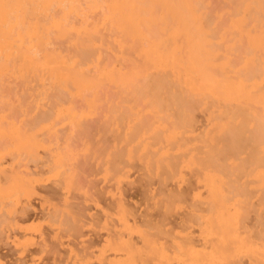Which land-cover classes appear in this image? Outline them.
<instances>
[{
  "label": "rangeland",
  "instance_id": "rangeland-1",
  "mask_svg": "<svg viewBox=\"0 0 264 264\" xmlns=\"http://www.w3.org/2000/svg\"><path fill=\"white\" fill-rule=\"evenodd\" d=\"M227 1H229V0H227ZM234 1L235 0H233V2ZM208 2H210V3L208 4ZM57 3H59V1ZM106 3H107V0H106V2H105V0H79L78 4H79L80 13L78 11H71L74 14L71 13L72 15H69L68 19H70V20H67V22L70 21V23L72 24V22L75 21L74 23L76 25V22L78 21L77 25L78 26L80 25L79 28H81V24H82V26H84V24L88 25V26H86V28H88L87 29L88 34H87V32L86 33L84 32L85 29L84 30L82 29V32H83L82 34L80 31L75 32L77 34V36L75 33H71V35L68 34L69 35V36H67L68 38L66 37L68 40L66 39L67 42H65L64 41L65 36L63 37L64 40L61 39L62 37L59 34H58L59 36H57V32L55 30L56 28L52 27L53 31L50 30V33H49L51 39L48 38L49 35L47 34L48 36H46V37L48 38L49 42L48 41L45 42V44L47 42L50 43L49 45H47L48 48H50L49 49L50 51L48 50L47 46L45 45V48H47V50H48V51H46L47 53L51 52V50L54 51V49L57 52V49H59L61 47L59 49V51L61 50L60 52H62V53L64 52L63 54L66 55L68 57V59L69 58L71 59L73 57L71 60L75 61V62L76 61L79 62L80 60L85 59L84 67H81V68L86 69L84 71L87 72V74H90V76L92 75L96 79H98V77H99L98 81H96V79H94L93 77L92 78L97 82V84H100L101 87L99 85H97L95 88V86H94L93 87L94 89L93 88L89 89V90L93 89L92 93H91V91L89 92L87 90V93L88 92L89 93L85 94V96H84L85 99L88 96L90 101H89L88 97H87L88 100H85L84 97L82 96L84 93L81 95L79 92H77L78 89H76V88H73V90L71 89V87H76V86H70V89H68V90H66V89L64 90L63 88H62L63 90L62 89L60 90L61 87H59V85H57L58 86L57 87L56 86L57 83L53 84V82H51L52 81L51 79H50L51 81L48 80L49 75H48V77H46L47 78L46 80L43 78V77H45L44 76L45 73L42 75L43 76L42 78L45 81V83H44L42 78L40 79V77H41L40 75L42 74V72H44V70H42V69L38 72L39 76L37 74L35 76L33 73L35 68L32 71V69H31L32 67H30L29 71H32L33 75H30V73L28 72L30 77L28 75H26V77H25V74H27V73H25L26 71L24 70V71H22V73L20 71L22 70L21 67L24 66V64H26L25 60L28 61L27 60L28 56H27V58L25 56L27 54L24 55L25 56L24 61L22 59L24 56L22 57V55H21L22 62L20 60L19 64L21 63L22 66H21V64L18 66V61H16V60H18L19 58L14 60V57H13L14 54H13V56H11V57L14 61L17 62L18 68L16 66V70H14L15 69L14 68L13 73H11L12 71L11 70L9 71V69H7L6 71H3L5 73V75L7 74L6 76L2 73L0 74V83H1L0 84V125H2L0 128L1 129H5L6 127L8 128V129L6 128L7 132H6V130H3V132L5 131L6 133H8L7 135L2 134V132L0 131L1 132L0 133V137H1L0 138L1 139L0 140V156H2V157H0V168H2V170L0 169V171H1L0 172V183H2V184L4 183L5 187H4V184L3 185L1 184L0 186L1 187L3 186L5 189L13 190L14 188H12V186L15 187L16 185H18L20 183L22 184V181L21 182H20V180L18 181V179L15 177L19 178V176H20V178H21V176L23 175L26 178L30 174L29 175L30 180L27 177L26 180L28 182L26 183L23 181L25 183V184H23L24 187L21 185L22 190L24 189V191L26 192L25 193L23 191L25 194L20 192V193H22L23 196H20V193H19L20 197L18 195L12 196L10 193L12 191H10V192L8 191V193H10L11 196L10 195L9 196L3 195L4 196V197L2 196L3 198L0 196L1 197L0 200L3 199L2 201H0V264H110V261L112 263L114 262L113 264H197V261L199 260L197 258L198 256H200L199 258H202V257L205 258L206 257V259H208V257L212 256L211 253H213V252L215 253V251H213V250H216L214 248H216V245H219L220 242H219V240H216L215 237L210 238L211 236L216 235V234H213V235L209 234L211 236H209V238H207L208 237L207 236L208 230H206V229H208L207 228L208 227L207 222L209 219H212V218H215L214 220H216V221L218 219L220 220L222 218V215L224 214V212H226V214H227V215L226 214L224 215V216H226L225 217L226 221H227V217L230 220V223L228 220V224H230V225H228L229 226L228 232L231 233V235L228 233L226 235L227 241L229 240L227 242V244L229 242L230 243H229V246L227 245L228 246V257H226L227 261L224 264H227V263L228 264H264V249H263L264 248V179L262 178V177H264L262 174V170L264 169L263 168L264 167V164H263V161H264V157H263L264 156V153H263L264 152V147H263L264 146V141H263L264 140V133H263L264 132V110L263 109L264 108L263 109L261 107L258 108V104H260L258 102L254 103V105H252V104L250 105L249 103L245 104L246 101L244 102V100H241V99H243V98H241V95H240L241 99L239 101L240 103L237 102L239 100V98H237L239 96V94H237V93L238 92L240 93V91H241L240 85H239L241 80L239 81L240 77H238L237 75L245 76L248 73V68H247V66L249 64L248 62H250V60L248 59V62L244 63V61H247V60H245L247 58L245 55L250 54V55L255 56L254 60H256V61H255V63L253 62L254 64L253 63L252 64L253 65L257 64L256 66L259 67V69H261V71L264 67L261 68L262 64H260V65L258 64V63L262 62L261 60L259 62L257 61V60H259V58L262 57V56L260 57L261 53L259 54V52H260L259 51L260 48L258 49L259 46L257 47V51H258V55H259L258 56V55H255L257 53L255 51L256 48L255 47L251 48L250 46H248V44H249L247 42L248 40L246 38H244V36L242 38L239 35V33L237 32L236 27L231 25L232 21H236L234 19L232 20V17H230L231 11H232V13H234L233 12L234 9L231 10L233 3L228 2V4H227V2H225L223 0L222 1L221 0H208L207 2L203 3V5L205 4L204 6L207 5L206 7H204V9L206 10V12H208V14L211 15V18L213 19L212 26L216 27L217 25H219L220 23L223 22L225 24V27H227V28L229 27L228 31H226L227 29H224L223 26H221L220 29L217 27L216 38H214V41L213 40L212 41L215 44L214 47L216 49L220 50V51L218 50L219 53H217V52L216 53L220 54V52H221L222 57L221 56L219 57V55H218L217 58L222 59V60H224V59L226 60L228 58L226 60L227 62L225 61V63H227V64L229 63L228 60L232 61V66L230 63H229L230 65L228 64V66H231V68H229V67L226 68V66H224L225 63H223L224 68L226 70L227 69L229 70V71L225 70L226 72L225 71H223V72H225V73L229 72L228 75L230 76L231 79H233L231 81L233 86L230 83L229 84L231 86L228 85V87H229L228 90H230V91L226 90L227 92H229V93H227L229 95L231 92L230 96H226L225 95L226 91L223 92L220 88H218V89L220 91H222V93H224V94L223 95H222V93L219 94L220 92L217 93L218 90L217 89L214 90V88H212L211 86L210 87L213 89V91H211V92L215 95H213L210 92V90H209V92L211 94L210 93L208 94L205 91L204 92L207 93V95L204 94V92L202 94L203 89H205V90L207 89V91H208V89H210V87L208 85H206L208 88H206V86L203 87V85L206 82L200 86V88L202 87L201 88L202 90L200 88H197L196 89L197 92H196L195 90H193V88H190L191 86L186 85L185 82H182L181 79L180 80L182 83H179L178 81H176V78H173V76L171 75L173 71L172 70H171L172 72L170 71L171 68L169 69V66L168 67L166 66L167 70H165V72H166L169 69L168 73L163 74L162 71H160L161 70L160 68H162V66L158 65L159 66L158 67L156 65L154 68V66H153L154 64L151 65V67H153V69L152 68L151 69L154 72H156L158 69H159V71L156 72L157 74L156 73L154 74V72H153L151 78H147L148 81L145 80V77L142 79H138L140 82H137V83H139V84L141 83V84H140V87H139V84L135 87L133 86L134 90H136L135 91L136 93H134V94L130 92L131 86H129V84H127V82H124V85H123V82L121 83L120 80L119 81L116 80L117 84H118L117 85L116 83H113V84L110 83L111 82L110 80L107 81L106 76H103V72L105 70L111 71L114 69L116 76H118L117 72H118V74L121 72L120 75L124 74V73H126L124 75H127L128 73L134 74L135 71H139L140 68L146 67V66L142 65L145 63V60L142 57L143 55H139V54L135 55V49H133V48H132L133 49V53H132V49H131L132 45H130L131 46V47H129L130 49L128 47L126 49V47L120 48L121 47L120 44L119 43H118L119 45L117 44L116 40L119 38L118 36H121L120 35L121 32L118 34L119 30L114 31V30H112L113 27L110 28L111 25L109 26V24L108 25L106 24V23H110L108 21V19H107V22L105 20L106 15H107L106 12L108 11V10H106L107 9ZM234 3H236V1ZM53 5H55V4H53ZM56 6H53L54 9H52L53 7L49 8V9H48V7L46 8L47 10L52 9L53 10V11L51 10L52 13H54V11L56 10L54 13V16H52V13L49 14L51 11H49V13L47 12L49 14L48 19H51V22L47 18H45L46 21L48 20L50 23H53L55 21V18H56L55 15H57L59 17V14H60V17H62L61 12L63 9H60V12H59V8L58 7L56 8ZM58 6H59V4H58ZM63 6H65V5H63ZM61 8H63V7H61ZM95 8H96V10H95ZM57 9H58V11H57ZM226 9H227V11H226ZM44 10H45V7H44ZM47 10H45V11H47ZM64 10H65V7H64ZM64 10H63V14L67 13L66 10L65 11ZM218 10H219V13H218ZM41 12H40V16H42L44 14V12H43V14ZM76 12H78V14H76ZM47 13L45 12V14H47ZM56 13H58V14H56ZM241 13H242V11H241ZM50 15L54 18L53 22H52L53 18H51ZM66 15H68V13ZM217 15L220 17H218ZM242 15H243V13L240 16H242ZM235 16H239V14L234 15V18H235ZM29 17L30 16H28V18ZM58 17L56 18L57 19L56 25L54 27H57L58 23L61 22V20L58 22V19H62V18H58ZM45 19H44V21H45ZM66 19H67V17H66ZM27 21H28V19L26 20V22ZM64 21H62V22H64ZM227 21H228V23H227ZM49 22H47V25H48L47 28L49 27V25H51V24H48ZM87 22H89V23L87 24ZM216 23H217V25H216ZM54 24H55V22H54ZM51 26H53V24ZM89 27L93 31L97 28H99V29L95 30L97 32H95V31L89 32V31H91L89 29ZM105 27L108 29H106ZM219 27H220V25H219ZM222 28L224 29L223 30L224 32L226 31L225 33H227V36L230 35L228 37V39L225 38L226 35H224L225 37L223 39H225V41L222 39L223 36L220 37L221 35H223V32H221ZM230 30H232V31H230ZM57 31H59V33H61L60 30H57ZM111 31H112V33H111ZM48 32H44V33H48ZM108 32L110 33V35ZM228 32H230V33H228ZM54 33L56 36L54 35ZM89 33H92V34H89ZM99 33H102L103 35L100 36ZM27 34H29V32H27ZM78 34H80V35H78ZM253 34H255V30L252 31V35ZM43 35L44 34L42 32V36ZM52 35H54L57 38H53L54 36H52ZM61 35H62V33H61ZM72 35H74V37ZM93 35H95V36H93ZM105 35H107V36H105ZM22 36H24V34H22ZM25 36L23 38H25ZM166 36H168V35H166ZM231 36H233V37L231 38ZM27 37H28V39L30 38V36H28V35H27ZM46 37H45V39H47ZM238 37H241L242 40L239 39ZM123 38H125V37H122V39ZM236 38L239 40H237ZM255 38H256V36H255ZM122 39H120V40H122ZM165 39H166V37H165ZM216 39H219L220 42ZM232 39H234V40H232ZM235 39L237 42L238 41L244 42V40H245L248 43V44L247 43L244 44L242 42V44L244 46L240 43L242 45L241 46L239 44V42H238V44L236 43L239 46V48H237V47H235V48L238 51H241L240 48L243 47V49L241 48L243 50V53L242 52L240 53L237 50H234V52L235 51H237V52H235V53L233 52L234 46H237L234 43ZM69 40H71L73 42L76 41L75 44L78 43L77 46L73 42H70ZM79 40H80V44L78 42ZM215 40H216V43H215ZM19 41H21V40H19ZM30 41H31V43H33V39H31ZM30 41H29V43L26 41L27 44H30ZM92 41H93V44H92ZM112 41H113V43H111ZM128 41L127 42L125 41L123 43L129 44L130 41L129 42ZM131 41L133 42V40H131ZM223 41H224V43H222ZM16 42H17V40H16ZM21 42L23 43V41H21ZM58 42H60V43H58ZM118 42H119V40H118ZM134 42H137V41L134 40ZM167 42L169 43V45L171 44L169 42V40H167ZM13 43H15V42H12L10 45H12ZM24 43H25V41H24ZM71 43H73V44H71ZM225 43H226V45L228 44V47L224 46ZM231 43L234 45L232 46ZM126 44H125V46H126ZM137 44H138V42H137ZM14 45H17V43ZM14 45H13V47H14ZM30 45H28V47L25 46L26 49H29ZM35 45H36V43H35ZM43 45L44 44H40V46H38V47L39 48L42 47L41 49H43L45 51V49L43 48L44 47ZM50 45H52V47L56 46L57 48L56 47L52 48ZM63 45H65L66 48ZM217 45L220 47H218ZM263 45L264 44L260 45V47ZM22 46L24 47V45H22ZM80 46H81V48H80ZM91 46H93V47L91 48ZM171 46H172V44H171ZM221 46H222V48H221ZM32 47L34 50V46H32ZM63 47L65 48V50H62V49H64ZM9 48H6L5 50H8ZM12 48H11V50H12ZM93 48H94V50H93ZM231 48H233V49H231ZM253 48H255L254 51L256 53L253 51ZM21 49L22 48H20V51H22ZM41 49L38 50V52L41 51ZM72 49H74V50H72ZM83 49L84 50L87 49L85 51L88 53V54L86 53L87 56H84L85 58L82 57V59L77 60V58H81L80 56L82 55V53H84ZM91 49H92V51H91ZM122 49H124V50H122ZM250 49H251V51H250ZM24 50L25 49H23V52H24ZM43 50L40 53L44 54ZM263 50H262V52H263ZM93 51H95L96 53ZM10 52H12V51H10ZM14 52H15V50L13 51V53ZM23 52H22V54H23ZM28 52L31 53L33 51L29 50ZM6 53H7V51H6ZM62 53L57 52V54H60V55H62ZM77 53H79V54L77 55ZM237 53H239V55ZM230 54H231V57H226V56H230ZM242 54H244V55H242ZM11 55H12V53H11ZM37 55H42V54L37 53ZM250 55H249V57H250ZM15 56H16V54H15ZM69 56H72V57H69ZM140 56L142 59L140 58ZM240 56H241V58H240ZM19 57H20V55H19ZM38 57H40V56H38ZM75 57H77L76 60H74ZM89 58L91 59V61H89L90 60ZM99 58H100V60H99ZM240 59H241V61H240ZM250 59H252V58H250ZM9 60H10L9 62L12 64V62H11L12 60L11 59H9ZM72 61H70V62H72ZM80 62H81V65L83 66L84 61L83 62L80 61ZM136 62H139V63L136 64ZM142 62H144V63H142ZM222 62H220V63H222ZM10 63H8V66L10 65ZM79 63H77V64H79ZM88 63H89V65H88ZM99 63H101V64H99ZM105 63H107V64H105ZM235 64H238V65H235ZM252 64H250V66H252ZM10 66H13V65H10ZM109 66H110V69L108 70ZM139 66H140V68L138 70ZM26 67H28V66H26ZM95 67H96V69H95ZM148 67H150V66H148ZM220 67L223 68L222 65H220L219 68ZM22 68L25 69L24 67H22ZM99 68H101V69H99ZM219 68L216 71H219V70L222 71V69L221 68L219 69ZM97 69H99L100 71L99 70L97 71ZM132 69H136V70H132ZM231 69H232V71H231ZM144 70H146V68ZM17 71L22 75L20 76V74L17 73ZM146 71H148V69ZM146 71H145V73H146ZM151 71H150V73H151ZM221 71H219V72H220V74L223 75V72H221ZM100 72H101V75H99ZM140 72L141 71H139V73ZM159 72L162 75H164V77H161L162 75L159 74ZM262 72H264V69ZM262 72H261V74L258 72V75H260V77L256 79V80L261 79L260 82L258 81L259 83L256 82V83H258L257 84L258 87L259 86L260 87H259V89L256 87L258 89L257 92H256L257 89L255 91L253 90L256 93H259L260 89H262L261 93H259V94H262V92L264 94V82H263L264 81V79H263L264 75ZM15 73H17V74H15ZM46 74H48V73L46 72ZM3 75L5 76V78ZM165 75L166 76L169 75L168 78L165 77ZM8 76H10V77L8 78ZM19 76H20V78H19ZM22 76L25 78L21 79ZM31 76H34V77H31ZM100 76L105 77L104 80L106 79L105 80L106 82H104V80L101 79V81H103V82H101L103 85L101 83H98L100 81V78H102ZM223 76H225V75H223ZM223 76H221V78L223 80H225L224 79L225 77L223 78ZM36 77H38V78H36ZM135 77L136 78L134 79V81L135 80L137 81V76H135ZM156 77H158V78H156ZM169 77H170V79H169ZM27 78H29V79H27ZM164 78H166V79L164 80ZM235 79L237 81H235ZM1 80H2V82H1ZM19 80H21V81H19ZM162 80H164L163 81L164 84L162 83L163 86L157 85L158 86L157 87L155 85L156 81H162ZM228 80L230 81L229 78H228ZM3 81H5V82H3ZM41 81H43V82H41ZM48 81L50 82V84L47 83ZM146 81H147V83H146ZM151 82H152V84H151ZM177 82H178V84H176ZM4 83H5V85H4ZM234 84H235V86H234ZM48 85L51 87H49ZM127 85H128V87H127ZM170 85H172V86H170ZM238 85H239V88L237 87ZM121 86H122V88H121ZM142 86H143V88H142ZM151 86H153V87L151 88ZM187 86L189 88H187ZM55 87L57 88V90ZM68 87L69 86H67V88ZM124 87H125V89H124ZM156 87H157V89H156ZM235 87H236L235 90H237L236 92L234 90ZM64 88H65V86H64ZM222 88H225V87L223 86ZM74 89H75V91H74ZM95 89L98 90V91H96L97 95L94 93ZM189 89L190 90L192 89L193 92L190 91ZM199 89H200V91L198 92ZM225 89H227V88H225ZM239 89H240V91H238ZM123 90H126V91H123ZM142 90H144V91L142 92ZM232 90H234V91H232ZM128 91L131 94H129V95L126 94V93H128ZM62 92H64V93H62ZM146 92H147V95H146ZM200 92H201V95H203V96L206 95L205 100H204L203 96L198 95V94H200ZM152 93L156 94V95L154 94V99H153ZM193 93L197 94V95H194ZM234 93L237 97H234L235 95L233 96ZM93 94H95V95H93ZM101 94H102V97H101ZM132 94L134 95V98L135 97L137 98L138 103L136 102V98L135 99L133 98ZM150 94L152 95V98L150 97L151 96ZM216 94H217V98L215 97ZM130 95L132 97H130ZM192 95H194V96H192ZM258 95H256L257 100H258V97H257ZM178 96H179L178 100H180L179 102L175 100V98H177ZM96 97H97V99H96ZM168 97H170V98H168ZM222 97L224 99H222ZM233 97L236 100L234 99L230 102V100L233 99ZM93 98L96 99V101ZM128 98L130 100V103H129ZM167 98L170 101H168ZM225 98H228V99L231 98V99L230 100L227 99L228 100L227 101V100H225ZM63 99H65L66 101ZM71 99H72V101H71ZM102 99H103V101H102ZM151 99H153V100H151ZM165 99L168 102H166ZM183 99L186 101L183 102ZM173 100H175L176 103ZM91 101H92L93 105L91 104ZM157 101L166 102V103H164L165 106H163V108L166 107V108H164L165 112H163V110L160 109V107H157L156 104L159 103V102L157 103ZM241 101L244 103H241ZM96 102H97V104H96ZM169 102H170V104H168ZM59 103L61 106L59 105ZM85 103H87V104H85ZM172 103H175V104H172ZM184 103H185V105H184ZM186 103H188V104L186 105ZM64 104L65 105L67 104V105L65 106ZM71 104L73 106H71ZM130 104H132V105H130ZM247 104H249V105L247 106ZM97 105H99V106H97ZM137 105L139 106L140 109L138 108ZM154 105H156V106H154ZM134 106H136V107H134ZM57 107L59 110L57 109ZM67 107L68 108L71 107V109L73 107L74 109H76L75 112L77 111L78 119L79 120L81 119L82 124L79 123L80 121L77 118H74V119H77L78 121L77 120L73 121V118H71L72 119L71 120L69 116L67 117V114H65L67 111L65 108H67ZM131 107L133 110V111L132 110L131 111L133 113L135 112L134 114L130 111ZM155 107H157V108H155ZM60 108H61V110H60ZM92 108L93 109L95 108V110H93ZM133 108H135V111ZM228 108H230L231 110L233 109L232 110L233 114ZM159 109L161 111H159ZM185 109H187L186 111H188L187 114H186V111H184ZM236 109H237V111H236ZM60 111H62V112L60 113ZM136 111L138 112V114ZM153 111H155V112H153ZM141 112H142V114H140ZM157 112H158V114H157ZM163 114H164V116H163ZM241 114L243 115L242 117H240ZM229 115H230V117H228ZM237 115L239 117H237ZM109 117H111V118H109ZM6 118H8V119H6ZM2 119H3V123L1 121ZM43 119L45 121H43ZM137 119H138V121H137ZM241 119H242V121H241ZM227 120H229V121H227ZM243 120H244V122H243ZM252 120H253V122H251ZM9 121L11 124L8 123ZM5 122L8 125L5 124ZM13 122H14V124H13ZM32 122L36 126L33 125ZM232 122H234V123H232ZM237 122H239V123H237ZM259 122H260V124H259ZM138 123H139V125H138ZM144 123H146V124L144 125ZM161 123H163V124H161ZM229 123H231V124H229ZM241 123L244 124L243 129H242V130H244V132H242V130H238V131L242 132V137L241 136L240 137L242 139L244 138L245 142L240 138L241 140L238 139L240 141L239 143L244 142L242 144V146L240 144V147H241V148H239L240 150L238 151V147H239L238 146V147H234V148H237V151L232 150V149H229L232 151H227L226 146L229 144V142L235 141V140H232L234 138L229 139V137L232 136L231 129L232 130L236 129L237 126L239 127V125ZM76 124H78V125H76ZM179 124H181V125H179ZM218 124H221V126L223 124V129L225 128V132L221 126H219V127H221V130L223 132L221 130H218ZM245 124L247 126H245ZM4 125H7V126H4ZM11 125H12V127L14 125V127L12 128ZM128 125H130V126H128ZM140 125L142 127H139ZM3 126H4V128H2ZM28 126L31 128H29ZM32 126H34V128H32ZM38 126H39V128H38ZM132 126H133V128L135 127L136 130H134L132 128ZM137 126H138V130H137ZM161 126H162V128H160ZM165 126H166V128H165ZM35 127H36V129H35ZM40 127H42V128H40ZM168 127L169 128L171 127V128L169 129ZM244 127H245V129H244ZM14 128H15V130H14ZM17 128H19L20 130H21V128L22 129L24 128V130H27V132L31 131V132H29V134L32 133V134H30L32 139L34 140L33 137H35L37 139V141H39V142L41 141L40 143H42L43 146H40V148L38 147L39 149L37 147L32 148V146H30V148H32V149H28V151L26 150V152H19L22 149L25 150V148H22L18 144L19 142L17 143V140H15L14 138L11 139L12 138L11 134H13L17 130ZM167 128H168V130H167ZM174 128L175 129L177 128L176 131ZM241 128H242V125H241ZM259 128H260V131H258ZM139 129H140V131H139ZM171 130H173L177 135L175 136L174 132H170ZM256 130L258 131V134L253 133V132H257ZM134 131H136L138 133H135ZM167 132H170V133L167 134ZM179 132H180V134H179ZM209 133L211 136L209 135ZM136 134H138V135L135 136ZM165 134L170 135V136H167ZM240 134L241 133H239V135ZM252 134H254V136L255 135L259 136L258 138L256 136L257 140L252 139L250 141V139H247ZM2 135H5V136L2 137ZM128 135H130V137ZM157 135L159 136V139L157 138L158 137ZM133 136H135V137H133ZM138 136H140V137H138ZM234 136H236L235 132H234ZM5 137H7V138H5ZM68 137H69V139H68ZM131 137L133 138V140ZM3 138L5 140H3ZM167 138H169V139L167 140ZM252 138H254V137H252ZM226 139L228 142L226 141ZM11 140H13V143ZM2 141H4V142H2ZM132 141H133V143H132ZM209 141L210 142L212 141V142L210 143ZM31 143H32V141H31ZM140 143H141V145H140ZM223 144L224 145L227 144L226 146H224L225 148L223 147ZM230 144H233V143L230 142ZM260 144H261V146H260ZM15 145H17V148ZM234 145H236V144H234ZM33 147H34V145H33ZM213 147H216V153L215 154L211 153L212 150L215 151V149ZM219 148L222 150L223 149L224 150L226 149V150L224 152H221L222 150H220L219 155H217L218 154L217 150H219ZM229 148H232V146L231 147L229 146ZM37 149H38V151H37ZM24 150H22V151H24ZM30 150L32 153L31 152L29 153ZM208 150H210L211 152ZM233 151H235V152H233ZM130 152H131V154L134 152L132 154L133 158L132 157L130 158V155H131ZM206 152L207 153L210 152L212 154V156L210 155V153H208V156H207ZM258 152H260V153H258ZM121 153H123V154L121 155ZM139 153H141V154H139ZM143 153H145L144 154L145 156L142 155ZM66 154L70 158L67 157ZM247 155H248V157H247ZM163 156L166 158H164ZM216 156H217V158L218 157H220V158L216 159L215 158ZM205 157L206 158L209 157L208 158V164L209 165H207V163H206L207 159H205ZM212 157H213V159L215 158L214 159L215 161L211 159ZM55 158H57V159H55ZM58 158H60V159H58ZM158 158H159V160H158ZM170 158L172 159V161ZM192 159H194V161L198 160V163L202 159V162H204V163L202 165H200L201 163L198 164L195 161L197 163V164H195L194 161L192 163ZM203 159H205L206 161H203ZM57 160H58V162H57ZM250 160H251V162H250ZM151 161H152V163H151ZM173 161H174V163H173ZM209 161H210V163H209ZM211 161H212V163H211ZM157 162L159 163L160 166L157 164ZM168 162H170V163H168ZM62 163L64 165L65 164L66 165L64 166ZM167 164L169 165V167ZM172 164L176 165V166H173ZM190 164H193V166H191ZM211 164L213 165V167L215 166L214 169H213ZM259 164H261L262 166H260ZM204 165H205V167H203ZM220 165L223 167H220ZM240 165L243 167H241ZM199 166L203 167L204 173L209 172L210 168H207L209 166L212 168L211 170H213V172L210 171L212 174H215L216 171L219 169L217 173H219L218 176L220 177V179L222 178L223 184L220 182L217 184V182H216L215 185L217 186L216 187L217 190H214L213 192H209L211 190L210 189L207 190L208 186L206 187V184H205L206 182L204 180H201V179H203L201 177V175L204 173L202 172L203 169L200 168ZM226 166H227V168H226ZM160 167H161V169H160ZM240 167L242 169H240ZM257 167H260V169L261 168L262 169L258 170ZM252 169H253V171H252ZM256 169H257V171H256ZM206 170H208V171H206ZM249 170H251L254 173L252 174V172ZM15 172H16V174H15ZM200 173H202V174H200ZM263 173H264V170H263ZM14 174H15V176H14ZM171 174H173V175H171ZM196 174L198 177H200V180L202 182L198 179ZM220 174H223L224 178ZM16 179L19 182L18 184L16 183L17 182ZM23 179H24V177L22 178V180ZM203 181H204V183H203ZM224 181H225V183H224ZM15 183H16V185H14ZM220 184L222 185V187ZM225 184H228V185H226V187H225V186H223ZM7 185L8 186L10 185L11 188H10V186L7 187ZM229 186H231V187L234 186V188L232 189L233 193L231 192V188ZM223 187H224V189H223ZM225 188L227 189L228 192L225 191L226 190ZM222 189L224 190V193H226V194L223 195ZM214 192L217 196L215 195L212 197L211 194L214 195ZM231 194H233L234 197ZM220 195L221 196L226 195L227 197L229 195V197H231L233 199V200L231 199V203L229 204L231 212L229 211V207L228 208L225 207L226 210L219 211V213L223 211L222 212L223 214L220 213L221 216H219V213L217 211V210H219L220 207L217 204V202L215 201L216 198ZM14 196L16 197L17 201H19V202H15L16 199H14L15 198ZM214 197H216V198L213 199ZM213 201H215L214 204H213ZM238 201H240V202H238ZM120 202L124 204V206L126 207V210L128 211V213L126 212V214H128V222H129L128 226L123 225V222L121 221V215H120L121 211L120 210L121 209L123 210L125 208H124V206H121L123 204H120ZM119 206L121 207V209L119 208ZM213 207H215V209ZM237 208L241 209L242 213L240 211L236 210ZM210 210H211V212H210ZM214 210L218 214H216L214 212L215 215H213L212 211H214ZM235 211H237L238 213L236 212L237 213L236 214ZM208 213H209V216H208ZM211 213H212V215H211ZM239 213L242 214L241 217L243 216V219L241 222H239V218H238L240 216V215L238 216ZM217 215L219 216L218 218L214 217ZM207 216L209 217V219H207L208 218ZM238 223L239 224L241 223V227H239L240 225H238L240 230L238 228H236V226H237L236 224H238ZM70 228H72V229H70ZM234 233L236 234V236ZM119 234L121 235L122 238H124V240H126V242L130 243L131 259L134 258V260H131V259L126 260L125 258H123V259L120 258V255L123 253H126V251L114 253L113 251H110L107 248V246H109L107 244H109L110 239H112V237H114V240H116V241H113V239L111 241H113V243L116 246H118V247L121 246V243L123 241V240H121V237H119L120 240L117 237L118 241L116 239V236H119ZM237 234H240L242 236L241 240H243V238L245 240L247 239L248 244L251 247L246 246L245 244H247V243H244L241 240H239L240 238L237 239ZM219 236L220 235H218L217 237H219ZM236 239L239 243L235 241ZM240 241L242 242V246H241ZM214 244H216V245H214ZM244 245L246 246V248L249 247L250 249L249 248H247V249L242 248V247H244ZM70 249H71V251H74L76 254L78 253L77 257L82 258L83 260L80 259V262L78 263L77 261H79V259L78 260H76V258L74 259V257L76 256V254H74V253H72V256L74 255V257L71 256ZM261 250H263V251H261ZM256 251H257V253H256ZM102 252H105V253H102ZM114 254H115V256H114ZM116 254L119 256L118 258L116 257ZM201 255H202V257H201ZM257 256L260 257V258L258 257L259 260L257 259ZM101 257H103V259L105 257V259L103 260V259H101ZM106 257H107V259H106ZM204 258H202V260ZM226 258H225V260H226ZM206 259H204V260H206ZM260 259L263 262H261ZM207 262H209V260Z\"/></svg>",
  "mask_w": 264,
  "mask_h": 264
},
{
  "label": "bare ground",
  "instance_id": "bare-ground-1",
  "mask_svg": "<svg viewBox=\"0 0 264 264\" xmlns=\"http://www.w3.org/2000/svg\"><path fill=\"white\" fill-rule=\"evenodd\" d=\"M59 1V3H57ZM208 1V0H207ZM206 0L204 1V0H107V3H106V5H107V9L106 10H108L106 13H107V15H106V18H105V20H106V22H107V19H108V21L110 22V23H106L107 25L109 24V26H110V28H112V30H119L118 31V34L121 32V36H118L119 38L116 40L117 41V44L119 43L120 44V48H122V47H126V49H127V47L129 48V47H131L130 45H132V47H131V49L133 48V49H135V55L137 54H139V55H143L142 57L144 58V60H145V63L144 62H142V63H144V64H142L143 66H146V67H142V68H140V66L138 67V70H139V68H140V70L139 71H141L140 73H139V71H135L134 72V74L132 73V74H129L128 72V74L127 75H124V74H126V73H124V74H121L120 75V73L118 74V72H117V75L118 76H116V74H115V70L113 69V70H111V71H102L103 72V76H106V79H107V81L108 80H110L111 82L110 83H116L117 84V81L116 80H120V82L122 83L123 82V85H124V82H127V84H129V86H131L130 88V92L131 93H136L135 91L136 90H134V88H133V86L135 87V86H137L139 83H137V82H140L138 79H142V78H144L145 77V80H147L148 81V79L147 78H151V76H152V73L154 72L152 69H153V67H151V65H153L154 66V68H155V66L157 65H160V66H162V68H160L161 70L160 71H162V73L164 74V73H168V71H169V69H170V71L172 72V76H173V78H176V81H178L179 83H182V82H185L186 83V85H189V86H191L190 88H193V90H195L196 92H197V88H200V86L202 85V84H204L205 82V84L203 85V87L204 86H206V85H208L209 87L211 86L212 88H214V90L215 89H217L218 91H217V93L218 92H220L219 94H221L222 93V91L224 92V91H230V90H228V85L229 86H231L230 84H232L231 83V81L233 80V79H231L230 78V76L228 75V73H225L226 71H229L228 69L226 70L225 68H224V66H226V68L227 67H229V68H231V66H232V61H230V60H228L229 61V63L231 64V66H228V64L227 63H225V61L228 59H224V60H222V59H218L217 57H218V55H219V57L221 56V52H220V54H217V53H219L218 52V50L219 49H216L215 47H214V38H216V32H217V27L220 29L221 28V26H223V28L224 29H227L226 31H228V28L227 27H225V24L223 25L222 23H220L219 25H220V27H219V25H217V23H216V27L215 26H212V21H213V19L211 18V15L210 14H208V12H206V10L204 9V7H206V6H204L203 5V3L204 2H207ZM222 1V0H221ZM223 1H225V2H227V4H228V2H230V3H233L232 4V8H231V10H233V12L234 13H232V11H231V13H230V17H232V20L234 19V20H236V21H232V23H231V25L232 26H235L236 27V30H237V32L239 33V35L243 38V36H244V38H246L248 41V43L244 40V44L245 43H247L248 44V46H250L251 48L252 47H255V48H253V51H254V49H255V51L257 52H255L256 54L255 55H258V51H257V47H258V49L260 48V52H259V54L261 53V55H260V57L261 58H259V60H257L258 62L261 60L262 62L261 63H258L259 65L260 64H262V66H261V68H263L264 66V45L263 46H261L260 47V45H262V44H264V0H235L236 1V3H234L233 2V0H229V1H227V0H223ZM55 2V3H54ZM96 2V1H95ZM105 2H106V0H105ZM211 2V1H210ZM210 2H208V4L210 3ZM52 3V4H51ZM79 0H0V74L2 73V74H4L5 75V73L3 72V71H6L7 69H9V71L11 70L12 72L11 73H13V69L14 70H16V66H17V62L16 61H18V66L21 64H19V62H20V60H21V62H22V59H23V61H24V58H25V56H26V58H27V56H28V58H27V60L28 61H26L25 60V63L26 64H24V66H22V64H21V66L22 67H24L25 69H23L22 67H21V73H22V71H26L25 73H27V74H25V77H26V75H28L29 76V74H28V72L30 73V75H33V73H34V75L36 76V74L38 75V72L42 69V70H44V72H42V74L40 75L41 77H40V79L43 77L42 75L44 74V76L45 77H43L45 80L47 79L46 77H48V75H49V77H48V80L49 81H51V82H53V84L54 83H57L56 84V86L57 85H59V87H61L60 88V90L63 88L64 90L66 89V90H68V89H70V86H76V87H71V89L73 90V88H76V89H78V91L77 92H79L83 97L85 96V94H88L90 91H91V93H92V91H93V87L95 86V88H96V86L97 85H99L100 86V84H97V82L96 81H98V79H99V77H98V79H96V78H94V76H90V74H87V72H85L84 70H86V69H83V68H81V67H84V64H85V59H83V60H80V61H84L83 62V66L81 65V62L79 63V62H75V61H72L71 59L73 58L72 56H69V57H72L71 59L69 58L68 59V57L66 56V55H64L62 52H60L59 51V49L61 48H59V49H57V52L58 53H62V55H60V54H57V52L55 51V49H54V51L53 50H51V52H49V53H47L46 51H48L50 48H48V46L47 45H49L50 43H48L49 41H48V38L49 39H51L50 38V35H49V33H50V30H52L53 31V29H52V27L53 28H56L55 30H56V32H57V36H61L62 38L61 39H63V37L65 38V42H67L66 41V39L68 38L67 36H69L68 34H70L71 35V33H75V32H81V34L83 33L82 32V29L84 30L85 29V33L87 32V34H88V31H87V29L88 28H86V26H88V25H86V24H84V26H82V24H81V28H79V26L77 25V22H76V25H75V21H73L72 22V24L70 23V21L69 22H67V20H70V19H68L69 18V15H72V14H74L73 12H71V11H78L79 13H80V9H79ZM53 4H55V5H53ZM58 4H59V6H58ZM65 5V6H63V5ZM78 4V5H77ZM90 4V3H89ZM93 4V3H92ZM97 4V3H96ZM95 4V5H96ZM101 4V3H100ZM57 5V6H56ZM62 5V6H61ZM53 6H56V8L58 7L59 8V12H60V9H63L64 10V7H65V10H66V12L68 13V15H66L67 13H64L63 14V10H62V14H61V16L62 17H60V14H59V17L57 16V15H55L56 16V18L58 17V18H62V19H58V22L61 20V22L62 21H64L65 19H66V17H67V19L64 21V22H59L58 23V25H57V27H54L55 25H56V18H55V24H54V22H53V20H54V18L52 17V16H54V13H55V11H54V13H52V9H54V7ZM67 6V7H66ZM78 6V7H77ZM94 6V5H93ZM103 6V5H102ZM44 7H45V10H47L46 8L48 7V9L49 8H52L51 10H47V11H45L44 10ZM61 7H63V8H61ZM81 7V6H80ZM89 7V6H88ZM99 7V6H98ZM68 8V9H67ZM227 8V7H226ZM93 9V8H92ZM98 9V8H97ZM40 10V11H39ZM64 10V11H65ZM90 10V9H89ZM94 10V9H93ZM95 10H96V8H95ZM230 10V9H229ZM42 11V12H41ZM49 11H51L50 13H49ZM57 11H58V9H57ZM215 11V10H214ZM226 11H227V9H226ZM241 11H242V13H243V15L242 16H240L242 13H241ZM40 12L43 14V12H44V14L42 15V16H40ZM45 12L47 13H49V14H51L52 13V16L50 15V17L51 18H53L52 19V22L53 23H50L51 22V19H48V16H49V14L47 15V14H45ZM78 12H76V14H78ZM91 12V11H90ZM94 12V11H93ZM39 13V14H38ZM70 13V14H69ZM72 13V14H71ZM213 13V12H212ZM218 13H219V10H218ZM56 14H58V13H56ZM75 14V15H76ZM225 14V13H224ZM236 14H239V16H235V18H234V15H236ZM64 15V16H63ZM228 15V14H227ZM28 16H30L29 18H28ZM218 16V15H217ZM222 16V15H221ZM229 16V15H228ZM41 17V18H40ZM43 17V18H42ZM49 17V18H50ZM218 17H220V16H218ZM28 19V21L26 22V20ZM45 18H47L48 20L46 21V19ZM44 19H45V21H44ZM215 19V18H214ZM220 21V20H219ZM47 22H49L48 24H53V26H51V25H49V27L47 28ZM82 22V21H81ZM91 22V21H90ZM103 22V21H102ZM74 23V24H73ZM89 22H87V24H88ZM226 23V22H225ZM227 23H228V21H227ZM236 23V24H235ZM98 24V23H97ZM230 24V23H229ZM214 25V24H213ZM78 26V27H77ZM92 26V25H91ZM101 26V25H100ZM59 28V29H58ZM106 28V27H105ZM222 28V30H221V32H223V35H221L220 37H222V39L225 37L224 35H226V37L225 38H227L228 39V37L230 36H227V33H225ZM49 29V30H48ZM89 29H90V27H89ZM97 29H99V28H97ZM97 29H95V30H97ZM106 29H108V28H106ZM231 29V28H230ZM25 30V31H24ZM45 30V31H44ZM54 30V31H55ZM57 30H60V32L62 33V35H61V33H59V31H57ZM91 30V29H90ZM94 30V31H95ZM253 30H255V34H253L252 35V31ZM24 31V32H23ZM49 31V32H48ZM51 31V32H52ZM93 30H91V31H89V32H94ZM230 31H232V30H230ZM26 32V33H25ZM27 32H29V34H27ZM42 32H43V36H42ZM44 32H48V33H44ZM95 32H97V31H95ZM101 32V31H100ZM106 32V31H105ZM84 33V34H85ZM104 33V32H103ZM109 33V32H108ZM111 33H112V31H111ZM225 33V34H224ZM228 33H230V32H228ZM257 33V34H256ZM22 34H24V36H25V38L27 39H25V38H23L24 36H22ZM46 34V35H45ZM49 36H48V35ZM52 34V33H51ZM59 34V35H58ZM76 34V33H75ZM83 34V35H84ZM89 34H92V33H89ZM27 35L28 36H30V38L31 39H33V43H31V39L29 38L28 39V37H27ZM54 35H55V33H54ZM54 35H52V36H54ZM78 35H80V34H78ZM99 35L100 36H102L103 34L102 33H99ZM98 35V36H99ZM108 35V34H107ZM107 35H105V36H107ZM109 35H110V33H109ZM166 35H168V36H166ZM237 35V34H236ZM46 36H48V38L47 39H45V37ZM56 36V35H55ZM53 37V38H57V37ZM73 37H74V35H72ZM76 36H77V34H76ZM87 36V35H86ZM89 36V35H88ZM93 36H95V35H93ZM92 36V37H93ZM104 36V37H105ZM218 36V35H217ZM238 36V35H237ZM255 36H256V38H255ZM67 37V38H66ZM79 37V36H78ZM77 37V38H78ZM81 37V36H80ZM122 37H125V38H123L122 39ZM130 39H129V38ZM165 37H166V39L167 40H169V42L172 44V46H171V44L169 45V43L167 42V40L165 39ZM170 37V38H169ZM219 37V38H220ZM233 36H231V38H232ZM241 37H238L239 39H241L242 40V38ZM22 38V39H21ZM76 38V37H75ZM85 38V37H84ZM94 38V37H93ZM97 38V37H96ZM128 38V39H127ZM25 39V40H24ZM72 39V38H71ZM83 39V38H82ZM86 39V38H85ZM84 39V40H85ZM103 39V38H102ZM110 39V38H109ZM120 39H122V40H120ZM126 39V40H125ZM237 39V38H236ZM236 39H235V45H237L238 44V42H239V44L241 43L242 44V42H240V41H236ZM239 39H237V40H239ZM16 40H17V42H16ZM19 40H21V41H23V43H24V41H25V43L23 44L21 41H19ZM44 40V41H43ZM59 40V39H58ZM57 40V41H58ZM68 40V39H67ZM75 40V39H74ZM77 40V39H76ZM118 40H119V42H118ZM130 41V43L132 42L131 40H133V42L130 44H126V43H123V42H127V41ZM134 40L135 41H137L138 42V44H137V42H134ZM171 40V41H170ZM213 40V41H212ZM216 40H218L219 41V39H216ZM216 40H215V43H216ZM221 40V39H220ZM224 41H225V39H223ZM231 40V39H230ZM232 40H234V39H232ZM19 41V42H18ZM29 43V41H30V44H27V42ZM46 41H48L46 44H45V42ZM54 41V40H53ZM70 42H73V41H71V40H69ZM68 41V42H69ZM100 41V40H99ZM107 41V40H106ZM128 41V42H129ZM222 41V40H221ZM224 41L222 42V43H224ZM228 41V40H227ZM12 42H15V43H13L12 45H10ZM76 42V41H75ZM75 42H73L74 44H75ZM79 42V44H80V40L78 41ZM83 42V41H82ZM109 42V41H108ZM173 42V43H172ZM213 42V43H212ZM220 42V41H219ZM232 42V41H231ZM17 43V45H14V44H16ZM22 43V44H21ZM35 43H36V45H35ZM52 43V42H51ZM56 43V42H55ZM58 43H60V42H58ZM64 43V42H63ZM73 43H71V44H73ZM101 43V42H100ZM111 43H113V41L111 42ZM228 43V42H227ZM237 43V44H236ZM40 44H44L43 46V48L45 49V51L43 50V49H41V48H39L38 46H40ZM69 44V43H68ZM70 44V45H71ZM78 44V43H77ZM77 44H75L76 46H77ZM92 44H93V41H92ZM118 44V45H119ZM125 44H126V46H125ZM232 44V43H231ZM240 44V45H241ZM13 45H14V47H13ZM22 45H24V47L26 46V47H28V45H30L29 46V49H26V47L24 48ZM45 45L47 46V48H48V50H47V48H45ZM62 45V44H61ZM74 45V46H75ZM88 45V44H87ZM91 45V44H90ZM103 45V44H102ZM124 45V46H123ZM170 47H169V46ZM234 44H232V46H233ZM243 45V44H242ZM241 45V46H242ZM16 46V47H15ZM32 46H34V50H33V47ZM51 47H52V45H50ZM60 46V45H59ZM63 46H65V45H63ZM86 46V45H85ZM101 46V45H100ZM218 46V45H217ZM224 46L226 47H228V44L226 45V43L224 44ZM230 46V45H229ZM231 46V47H232ZM240 46V47H241ZM244 46V45H243ZM247 46V47H248ZM10 47V48H9ZM14 49H13V48ZM56 47V46H55ZM55 47H52V48H55ZM93 46H91V48H92ZM118 47V46H117ZM218 47H220V46H218ZM235 47H237V48H239V46L237 45V46H234V49L233 48H231V49H233V52H234V50H237ZM6 48H9L8 50H5ZM11 48H12V50H11ZM16 48V49H15ZM18 48V49H17ZM20 48H22L21 50L22 51H20ZM37 48V49H36ZM57 48V47H56ZM64 48V47H63ZM65 48H66V46H65ZM65 48L64 49H62V50H65ZM80 48H81V46H80ZM79 48V49H80ZM85 48V47H84ZM95 48V47H94ZM94 48H93V50H94ZM119 48V47H118ZM221 48H222V46H221ZM242 49H243V47H241ZM240 48V50L241 51H238V52H242L243 53V50ZM246 48V47H245ZM23 49H25L24 50V52H23ZM36 49V50H35ZM41 49V51L43 50V52H44V54L43 53H40L41 51H39L38 52V50H40ZM75 49V48H74ZM74 49H72V50H74ZM78 49V50H79ZM88 49V48H87ZM86 49V50H87ZM90 49V48H89ZM96 49V48H95ZM99 49V48H98ZM130 49V48H129ZM133 49H132V53H133ZM226 49V48H225ZM248 49V48H247ZM15 50V52L13 53V51ZM33 51V52H28V51ZM68 50V49H67ZM84 50V49H83ZM86 50H84V53H82V55L80 56L81 58H77V57H75V59L74 60H76V58H77V60H79V59H82V57L83 58H85L84 56H87V52H85ZM122 50H124V49H122ZM139 52H138V51ZM217 50V51H216ZM227 50V49H226ZM262 50H263V52H262ZM6 51H7V53H6ZM10 51H12V52H10ZM19 51V52H18ZM26 51V52H25ZM35 51V52H34ZM50 51V50H49ZM53 51V52H52ZM71 51V50H70ZM76 51V50H75ZM74 51V52H75ZM89 51V50H88ZM91 51H92V49H91ZM137 51V52H136ZM220 51V50H219ZM230 51V50H229ZM237 51H235V52H237ZM246 51V50H245ZM250 51H251V49H250ZM252 51V52H253ZM22 52H23V54H22ZM93 52H95V51H93ZM217 52V53H216ZM223 52V51H222ZM232 52V51H231ZM234 52V53H235ZM247 52V51H246ZM253 52V53H254ZM11 53H12V55H11ZM37 53L38 54H42V55H37ZM66 53V52H65ZM81 53V52H80ZM87 53V54H86ZM96 53V52H95ZM228 53V52H227ZM245 53V52H244ZM13 54H14V56H13ZM15 54H16V56H15ZM25 54H27V55H25ZM29 54V55H28ZM68 54V53H67ZM71 54V53H70ZM74 54V53H73ZM79 53H77V55H78ZM85 54V55H84ZM224 54V53H223ZM238 55H239V53H237ZM246 54V53H245ZM19 55H20V57H19ZM21 55H22V57H21ZM94 55V54H93ZM225 55V54H224ZM242 55H244V54H242ZM250 55V54H249ZM249 55H245L247 58L245 59V60H247V61H244V63L245 62H248V59L250 60V62H248L249 64H248V66H247V68H248V73L245 75V76H239V75H237L238 77H240V79H239V81L241 80V82L239 83V85H240V89H241V91H240V89L238 90V91H240V93L238 92L237 94H239V96L237 97L236 95H235V93L233 94V96L234 97H237V98H239V100L237 101L238 103H240L239 101H240V99L241 98H243V99H241V100H244V102H245V104L246 103H249L250 105L252 104V105H254V103H256V102H258V103H260V104H258V108L259 107H261L262 109L264 108V94H263V92H262V94H259V93H261V90L262 89H260V91H259V93H256L257 91H258V89H259V87H258V83L261 81V79L259 80H256L257 78H259L260 77V75H258V72L261 74V72L263 71V69H262V71H261V69H259V67H257L256 65H253L254 63H255V61L256 60H254V58H255V56H253V55H250V57H249ZM11 56H13L14 57V60H16V59H18V60H16V61H14L13 59H12V57ZM38 56H40V57H38ZM42 56V57H41ZM89 56V55H88ZM235 56V55H234ZM259 56V55H258ZM11 57V58H10ZM67 57V58H66ZM90 57V56H89ZM103 57V56H102ZM101 57V58H102ZM222 57V56H221ZM224 57V56H223ZM226 57H231V54H230V56H226ZM225 57V58H226ZM249 57V58H248ZM22 58V59H21ZM87 58V57H86ZM138 58V57H137ZM140 58H141V56H140ZM240 58H241V56H240ZM250 58H252V59H250ZM9 59H11L12 61V64L9 62L10 60ZM90 59V58H89ZM142 59V58H141ZM218 59V60H217ZM244 59V58H243ZM257 59V58H256ZM87 60V59H86ZM99 60H100V58H99ZM143 60V61H144ZM221 60V61H220ZM70 61H72V62H70ZM89 61H91V59L89 60ZM142 61V60H141ZM223 61V62H222ZM240 61H241V59H240ZM15 64H14V63ZM95 62V61H94ZM100 62V61H99ZM102 62V61H101ZM218 62V63H217ZM220 62H222V63H220ZM227 62V61H226ZM254 62V63H253ZM8 63H10V65H13V66H8ZM24 63V62H23ZM77 63H79V64H77ZM137 63H139V62H136V64ZM223 63H225V65L223 66ZM253 63V64H252ZM257 63V62H256ZM99 64H101V63H99ZM105 64H107V63H105ZM150 64V65H149ZM229 64V65H230ZM250 64H252V66H250ZM88 65H89V63H88ZM140 65V64H139ZM218 65V66H217ZM220 65H222V67L224 68H221L222 69V71L221 70H219V71H221V72H223V71H225V72H223V75H225V76H223L222 74H220V72L219 71H216V70H218V68H219V66ZM235 65H238V64H235ZM240 65V64H239ZM258 65V66H259ZM18 66H17V68H18ZM26 66H28V67H26ZM148 66H150V67H148ZM166 66L168 67L169 66V69H168V71H166L165 72V70H167V68H166ZM256 66V67H255ZM11 67V68H10ZM30 67H32L31 69H32V71H33V69H34V72L32 73V71H29L30 69ZM88 67V66H87ZM99 67V66H98ZM159 67V66H158ZM157 67V68H158ZM218 67V68H217ZM250 67V68H249ZM27 68V69H26ZM107 68V67H106ZM146 68V70L148 69V71H146V70H144V69ZM152 68V69H151ZM166 68V69H165ZM217 68V69H216ZM219 68V69H220ZM252 68V69H251ZM38 69V70H37ZM89 69V68H88ZM95 69H96V67H95ZM99 69H101V68H99ZM99 69H97V71L99 70ZM104 69V68H103ZM110 69V66H109V68H108V70ZM112 69V68H111ZM143 69V70H142ZM236 69V68H235ZM251 69V70H250ZM20 70V69H19ZM132 70H136V69H132ZM152 70V71H151ZM156 70V69H155ZM164 70V71H163ZM259 70V71H258ZM37 71V72H36ZM48 73V74H46V72ZM93 71V70H92ZM100 71V70H99ZM131 71V70H130ZM145 71H146V73H145ZM150 71H151V73H150ZM159 71V69L156 71V72H158ZM176 71V72H175ZM231 71H232V69H231ZM234 71V70H233ZM236 71V70H235ZM246 71V70H245ZM36 72V73H35ZM89 72V71H88ZM137 72V73H136ZM149 72V73H148ZM156 72H154V74L156 73ZM170 72V73H171ZM219 72V73H218ZM237 72V71H236ZM235 72V73H236ZM10 73V72H9ZM17 73H19L18 71H17ZM17 73H15V74H17ZM24 73V72H23ZM96 73V72H95ZM144 73V74H143ZM174 73V74H173ZM225 73V74H224ZM263 73V75H264V72H262ZM20 74V73H19ZM94 74V73H93ZM98 74V73H97ZM143 74V75H142ZM149 74V75H148ZM157 74V73H156ZM159 74H161L160 72H159ZM158 74V75H159ZM176 74V75H175ZM231 74V73H230ZM3 75V76H4ZM7 75V74H6ZM5 75V76H6ZM22 74H20V76H21ZM24 75V74H23ZM47 75V76H46ZM95 75V74H94ZM99 75H101V72H100V74ZM137 76V81L135 80L134 81V79L136 78L135 76ZM147 75V76H146ZM162 75V74H161ZM175 75V76H174ZM2 76V77H3ZM5 76H4V78H5ZM20 76H19V78H20ZM27 76V77H28ZM39 76V75H38ZM96 76V75H95ZM98 76V75H97ZM169 76V75H168ZM168 76H166L165 75V77H167L168 78ZM221 76H223V78L225 79V80H223L222 78H221ZM229 76V77H228ZM10 76H8V78H9ZM25 77H21V79L22 78H25ZM30 77V76H29ZM31 77H34V76H31ZM96 79V81L93 79ZM100 77H102V76H100ZM118 77V78H117ZM139 77V78H138ZM141 77V78H140ZM161 77H164V75H162ZM263 77V76H262ZM7 78V77H6ZM36 78H38V77H36ZM42 78V80L44 81V79ZM92 78V79H91ZM104 78L105 77H102V78H100V81L98 82V83H101V82H103V81H101V79L102 80H104ZM117 78V79H116ZM156 78H158V77H156ZM160 78V77H159ZM228 78L230 79V81L228 80ZM243 78V79H242ZM27 79H29V78H27ZM51 79V80H50ZM105 79V80H106ZM162 79V78H161ZM160 79V80H161ZM166 78H164V80H165ZM169 79H170V77H169ZM182 80V82H181V80ZM227 79V80H226ZM264 79V78H263ZM5 80V79H4ZM32 80V79H31ZM34 80V79H33ZM94 80V81H93ZM104 80V82H106ZM164 80H162V81H156V83H155V85L157 86V85H161V86H163L162 85V83H163V81ZM19 81H21V80H19ZM27 81V80H26ZM43 81H41V82H43ZM47 82V83H49L50 84V82ZM114 81V82H113ZM116 81V82H115ZM142 81V80H141ZM147 81H146V83H147ZM153 81V80H152ZM168 81V80H167ZM172 81V80H171ZM175 81V80H174ZM229 81V82H228ZM235 81H237L236 79H235ZM259 81V82H258ZM1 82H2V80H1ZM3 82H5V81H3ZM96 82V83H95ZM129 82V83H128ZM169 82V81H168ZM178 82L176 83V84H178ZM256 82H258V83H256ZM264 82V81H263ZM262 82V83H263ZM25 83V82H24ZM44 83H45V81H44ZM60 83V84H59ZM136 85H135V84ZM144 83V82H143ZM230 83V84H229ZM235 83V82H234ZM1 84V83H0ZM28 84V83H27ZM102 84V83H101ZM105 84V83H104ZM107 84V83H106ZM141 84V83H140ZM140 84H139V87H140ZM151 84H152V82H151ZM150 84V85H151ZM164 84V83H163ZM174 84V83H173ZM184 84V83H183ZM4 85H5V83H4ZM52 85V84H51ZM103 85V84H102ZM118 85V84H117ZM126 85V84H125ZM144 85V84H143ZM167 85V84H166ZM182 85V84H181ZM185 85V86H186ZM239 85L237 86L238 88H239ZM49 86V85H48ZM64 86H65V88H64ZM67 86H69L68 88H67ZM105 86V85H104ZM160 86V87H161ZM170 86H172V85H170ZM184 86V87H185ZM225 87V88H227V89H225V88H222V87ZM232 86H233V84H232ZM234 86H235V84H234ZM49 87H51V86H49ZM58 87V86H57ZM101 87V86H100ZM99 87V88H100ZM117 87V86H116ZM127 87H128V85H127ZM153 86H151V88H152ZM158 87V86H157ZM157 87H156V89H157ZM165 87V86H164ZM210 87V89H208V91H207V89L205 90V89H201L202 90V94H203V92L205 91V92H207L208 94L211 92V91H213V89ZM258 89H257V88ZM56 88V87H55ZM91 88H93L92 90H89V89H91ZM106 88V87H105ZM121 88H122V86H121ZM142 88H143V86H142ZM145 88V87H144ZM173 88V87H172ZM176 88V87H175ZM187 88H189L188 86H187ZM206 88H208L207 86H206ZM218 88H220L222 91H220ZM62 89V90H63ZM98 89V88H97ZM124 89H125V87H124ZM136 89V88H135ZM140 89V88H139ZM147 89V88H146ZM164 89V88H163ZM200 89L198 90V92L200 91ZM236 89V87L234 88V90ZM257 89V90H256ZM56 90H57V88H56ZM71 90V91H72ZM87 90L89 91L88 93H87ZM102 90V89H101ZM105 90V89H104ZM190 90V89H189ZM209 90H210V92H209ZM234 90H232V91H234ZM256 90V92H254V91ZM70 91V90H69ZM74 91H75V89H74ZM96 91H98V90H96L95 89V91H94V93L97 95V92ZM123 91H126V90H123ZM144 90H142V92H143ZM148 91V90H147ZM150 91V90H149ZM168 91V90H167ZM190 91H192V89L190 90ZM189 91V92H190ZM225 92L226 94V96H230L231 95V92H230V95L229 94H227V93H229V92ZM237 90H235V92H236ZM65 92V91H64ZM64 92H62V93H64ZM100 92V91H99ZM156 92V91H155ZM161 92V91H160ZM165 92V91H164ZM179 92V91H178ZM193 92V91H192ZM204 92V94H206L207 95V93H205ZM76 93V92H75ZM118 93V92H117ZM131 93H129V91H128V93H126V94H131ZM159 93V92H158ZM170 93V92H169ZM180 93V92H179ZM186 93V92H185ZM212 93V92H211ZM210 93V94H211ZM78 94V93H77ZM79 94V95H80ZM95 94H93V95H95ZM132 94V96H133V98H134V95ZM153 94V99H154V94L155 93H152ZM161 94V93H160ZM192 94V93H191ZM194 94V93H193ZM213 94V93H212ZM224 93H222V95H223ZM259 94V95H258ZM70 95V94H69ZM80 95V96H81ZM124 95V94H123ZM146 95H147V92H146ZM145 95V96H146ZM151 95V94H150ZM156 95V94H155ZM162 95V94H161ZM167 95V94H166ZM194 95H197V94H194ZM194 95H192V96H194ZM199 96H203V95H201V92H200V94H198ZM205 95V96H206ZM213 95H215V94H213ZM240 95H241V98H240ZM256 95H258L257 97H258V100H257V98H256ZM74 96V95H73ZM127 96V95H126ZM131 95H130V97H132ZM171 96V95H170ZM174 96V95H173ZM181 96V95H180ZM186 96V95H185ZM184 96V97H185ZM198 96V97H199ZM205 96H203L204 97V100L206 99L205 98ZM63 97V96H62ZM76 97V96H75ZM88 97V96H87ZM87 97H86V99H85V97H84V99L85 100H88L89 99V97H88V99H87ZM93 97V96H92ZM98 97V96H97ZM97 97H96V99H97ZM101 97H102V94H101ZM148 97V96H147ZM151 98H152V95L150 96ZM159 97V96H158ZM175 97V96H174ZM173 97V98H174ZM182 97V96H181ZM209 97V96H208ZM216 98H217V94H216V96H215ZM233 97V99H228V98H225V100H230V102L232 101V100H234L235 98ZM80 98V97H79ZM136 98V97H135ZM134 98V99H135ZM149 98V97H148ZM156 98V97H155ZM168 98H170V97H168ZM168 98H167V100H168ZM178 98H179V96L177 97V98H175V100L176 101H180V100H178ZM183 98V97H182ZM220 98V97H219ZM59 99V98H58ZM77 99V98H76ZM81 99V98H80ZM94 99V98H93ZM96 99H94L95 101H96ZM142 99V98H141ZM150 99V98H149ZM153 99H151V100H153ZM163 99V98H162ZM222 99H224L223 97H222ZM63 100H65V99H63ZM128 100H129V98H128ZM140 100V99H139ZM145 100V99H144ZM148 100V99H147ZM157 100V99H156ZM166 99H165V101L166 102H168V101H170V100H168L167 101ZM175 100H173L174 102H175ZM192 100V99H191ZM208 100V99H207ZM219 100V99H218ZM227 100V101H228ZM236 100V99H235ZM66 101V100H65ZM64 101V102H65ZM71 101H72V99H71ZM83 101V100H82ZM89 101H90V99H89ZM102 101H103V99H102ZM132 101V100H131ZM135 101V100H134ZM138 100H137V98H136V102H137ZM161 101V100H160ZM182 101V100H181ZM186 100H184L183 99V102H185ZM214 101V100H213ZM226 101V102H227ZM63 102V101H62ZM61 102V103H62ZM88 102V101H87ZM150 102V101H149ZM155 102V101H154ZM153 102V103H154ZM159 101H157V103H158ZM166 102H159L158 104H156L157 105V107H160V109H162L163 110V112H165L164 111V108H166V107H164L163 108V106H165V104L164 103H166ZM177 102V103H178ZM189 102V101H188ZM199 102V101H198ZM221 102V101H220ZM244 102H242L241 101V103H244ZM58 103V102H57ZM95 103V102H94ZM99 103V102H98ZM129 103H130V100H129ZM132 103V102H131ZM138 103V102H137ZM163 103V104H162ZM176 103V102H175ZM175 103H172V104H175ZM228 103V102H227ZM237 103V104H238ZM85 104H87V103H85ZM91 104H92V101H91ZM96 104H97V102H96ZM101 104V103H100ZM152 104V103H151ZM168 104H170V102L168 103ZM182 104V103H181ZM188 103H186V105H187ZM236 104V103H235ZM249 104H247V106L249 105ZM59 105H60V103H59ZM65 105V104H64ZM63 105V106H64ZM67 105V104H66ZM65 105V106H66ZM93 105V104H92ZM103 105V104H102ZM130 105H132V104H130ZM134 105V104H133ZM136 105V104H135ZM148 105V104H147ZM156 105H154V106H156ZM159 105V106H158ZM184 105H185V103H184ZM206 105V104H205ZM234 105V104H233ZM61 106V105H60ZM71 106H73L72 104H71ZM75 106V105H74ZM97 106H99V105H97ZM117 106V105H116ZM115 106V107H116ZM138 106V105H137ZM177 106V105H176ZM238 106V105H237ZM93 107V106H92ZM96 107V106H95ZM101 107V106H100ZM104 107V106H103ZM114 107V108H115ZM134 107H136V106H134ZM157 107H155V108H157ZM162 107V108H161ZM179 107V106H178ZM199 107V106H198ZM68 108V107H67ZM67 108H65L66 110V113L65 114H67V117L69 116L70 117V119L71 118H73V121L75 120H77L78 119V116H77V111L75 112V110L76 109H74L73 107H72V109H71V107H69L68 109ZM138 108H139V106H138ZM149 108V107H148ZM154 108V107H153ZM189 108V107H188ZM233 108V107H232ZM57 109H58V107H57ZM74 109V110H73ZM93 109V108H92ZM97 109V108H96ZM112 109V108H111ZM134 109V111H135V108H133ZM140 109V108H139ZM150 109V108H149ZM159 109V111H161ZM231 112H232V110L230 109V108H228ZM240 109V108H239ZM59 110V109H58ZM57 110V111H58ZM60 110H61V108H60ZM75 112H73V111ZM93 110H95V108L93 109ZM132 110V107H131V109H130V111ZM154 110V109H153ZM187 109H185L184 111H186ZM264 110V109H263ZM133 111V110H132ZM131 111V112H132ZM139 111V110H138ZM144 111V110H143ZM192 111V110H191ZM229 111V112H230ZM235 111V110H234ZM236 111H237V109H236ZM235 111V112H236ZM62 111H60V113H61ZM137 112V111H136ZM153 112H155V111H153ZM187 112L188 111H186V114H187ZM193 112V111H192ZM97 113V112H96ZM133 113V112H132ZM135 113V112H134ZM133 113V114H134ZM167 113V112H166ZM190 113V112H189ZM81 114V113H80ZM95 114V113H94ZM137 114H138V112H137ZM140 114H142V112L140 113ZM157 114H158V112H157ZM180 114V113H179ZM230 114V113H229ZM232 114H233V112H232ZM87 115V114H86ZM85 115V116H86ZM160 115V114H159ZM59 116V115H58ZM158 116V115H157ZM161 116V115H160ZM163 116H164V114H163ZM181 116V115H180ZM190 116V115H189ZM233 116V115H232ZM231 116V117H232ZM243 115L241 114V116L240 117H242ZM5 117V116H4ZM119 117V116H118ZM138 117V116H137ZM162 117V116H161ZM228 117H230V115L228 116ZM227 117V118H228ZM235 117V116H234ZM237 117H239L238 115H237ZM60 118V117H59ZM74 118H77V119H74ZM81 118V117H80ZM109 118H111V117H109ZM135 118V117H134ZM6 119H8V118H6ZM5 119V120H6ZM146 119V118H145ZM161 119V118H160ZM237 119V118H236ZM40 120V119H39ZM38 120V121H39ZM42 120V119H41ZM72 120V119H71ZM79 120V119H78ZM77 120V121H78ZM110 120V119H109ZM166 120V119H165ZM232 120V119H231ZM245 120V119H244ZM244 120H243V122H244ZM2 121V123H3V119L1 120ZM16 121V120H15ZM35 121V120H34ZM43 121H45L44 119H43ZM80 122L79 123H81V119L79 120ZM137 121H138V119H137ZM147 121V120H146ZM160 121V120H159ZM180 121V120H179ZM227 121H229V120H227ZM235 121V120H234ZM239 121V120H238ZM241 121H242V119H241ZM12 122V121H11ZM162 122V121H161ZM221 122V121H220ZM225 122V121H224ZM240 122V121H239ZM239 122H237V123H239ZM251 122H253V120L251 121ZM8 123H10V121L8 122ZM46 123V122H45ZM77 123V122H76ZM157 123V122H156ZM159 123V122H158ZM177 123V122H176ZM216 123V122H215ZM222 123V122H221ZM227 123V122H226ZM232 123H234V122H232ZM236 123V124H237ZM5 124H7L6 122H5ZM11 124V123H10ZM13 124H14V122H13ZM18 124V123H17ZM32 124L33 125H35L33 122H32ZM44 124V123H43ZM82 124V123H81ZM80 124V125H81ZM143 124V123H142ZM146 123H144V125H145ZM161 124H163V123H161ZM217 124V123H216ZM229 124H231V123H229ZM235 124V125H236ZM253 124V123H252ZM255 124V123H254ZM259 124H260V122H259ZM8 125V124H7ZM7 125H4V126H7ZM24 125V124H23ZM40 125V124H39ZM76 125H78V124H76ZM138 125H139V123H138ZM149 125V124H148ZM173 125V124H172ZM178 125V124H177ZM179 125H181V124H179ZM226 125V124H225ZM241 125H242V128H241ZM262 125V124H261ZM2 125H0V127H1ZM4 126L2 127V128H4ZM10 126V125H9ZM16 126V125H15ZM25 126V125H24ZM36 126V125H35ZM42 126V125H41ZM128 126H130V125H128ZM135 126V125H134ZM170 126V125H169ZM174 126V125H173ZM217 126V125H216ZM219 126H221V124H218V130H221V127H222V129H223V124H222V126L221 127H219ZM243 126H244V124H240L239 125V127L237 126V128L236 129H234V130H232L231 129V134H232V136L231 137H229V139L230 138H234V139H232V140H235V141H230V142H232L233 144H230V142H229V144L226 146V145H224L223 144V147L224 146H226L227 147V151H232V150H235V151H237V148H234V147H238V151L240 150L239 148H241L240 147V144H241V146H242V144L245 142L244 140V138L242 139L241 137H242V132H244V130H242L243 129ZM245 126H247L246 124H245ZM255 126V125H254ZM11 127H12V125H11ZM10 127V128H11ZM13 127H14V125H13ZM12 127V128H13ZM29 127V126H28ZM43 127V126H42ZM42 127H40V128H42ZM75 127V126H74ZM83 127V126H82ZM139 127H142L141 125L139 126ZM164 127V126H163ZM172 127V126H171ZM170 127V128H171ZM181 127V126H180ZM262 127V126H261ZM7 128V127H6ZM6 128L5 129H1L0 128V131L2 132V134H5V135H7L8 133H6L7 132V130H6ZM16 128V127H15ZM15 128H14V130H15ZM20 128V127H19ZM19 128H17V130L13 133V134H11V136H12V138L11 139H15V140H17V143L22 147V148H25V150L24 149H22V150H24V151H22V150H20L19 152H26V150L28 151V149H32V148H35V147H39L40 148V146H43L42 145V143H40L39 141H37V139L35 138V137H33L34 138V140L32 139V137L30 136V134H32V133H30L29 134V132H31V131H29V132H27V130H24V128L22 129L21 128V130L19 129ZM29 128H31V127H29ZM32 128H34V126H32ZM38 128H39V126H38ZM132 128H133V126H132ZM160 128H162V126L160 127ZM165 128H166V126H165ZM169 128V127H168ZM168 128H167V130H168ZM169 128V129H170ZM179 128V127H178ZM216 128V127H215ZM240 128V129H239ZM258 128V127H257ZM8 129V128H7ZM35 129H36V127H35ZM134 130H136L135 129V127L133 128ZM175 129V128H174ZM177 129V128H176ZM176 129H175V131H176ZM244 129H245V127H244ZM3 130H6V132L4 131L3 132ZM13 130V131H14ZM23 130V131H22ZM132 130V129H131ZM137 130H138V126H137ZM157 130V129H156ZM162 130V129H161ZM165 130V129H164ZM224 130V132H225V128L223 129ZM228 130V129H227ZM230 130V129H229ZM238 130H242V132H239ZM249 130V129H248ZM9 131V130H8ZM11 131V130H10ZM80 131V130H79ZM139 131H140V129H139ZM163 131V130H162ZM222 131V130H221ZM220 131V132H221ZM237 131V132H236ZM257 131V130H256ZM258 131H260V128L258 129ZM258 131L257 132H253V133H255V134H258ZM0 132V133H1ZM36 132V131H35ZM34 132V133H35ZM130 132V131H129ZM135 133H138V132H136V131H134ZM133 132V133H134ZM142 132V131H141ZM170 132H174L173 130H171ZM170 132H167V134L168 133H170ZM223 132V131H222ZM234 132H235V135L236 136H234ZM246 132V131H245ZM10 133V132H9ZM156 133V132H155ZM162 133V132H161ZM175 133V132H174ZM212 133V132H211ZM237 133V134H236ZM239 133H241L240 135H239ZM250 133V132H249ZM262 133V132H261ZM260 133V134H261ZM264 133V132H263ZM164 134V133H163ZM167 134H165V135H167ZM179 134H180V132H179ZM178 134V135H179ZM221 134V133H220ZM226 134V133H225ZM244 134V133H243ZM259 134V135H260ZM5 135H2V137L3 136H5ZM35 135V134H34ZM138 134H136L135 136H137ZM159 135V134H158ZM157 135V136H158ZM173 135V134H172ZM177 134L175 133V136H176ZM209 135H210V133H209ZM129 137H130V135H128ZM135 136H133V137H135ZM167 136H170V135H167ZM211 136V135H210ZM241 136V137H240ZM256 136H257V138L259 137L258 135H255L254 136V134H252L250 137H248L247 139H250V141L253 139H255V140H257L256 139ZM31 137V138H30ZM60 137V136H59ZM138 137H140V136H138ZM213 137V136H212ZM211 137V138H212ZM224 137V136H223ZM252 137H254V138H252ZM1 138V137H0ZM5 138H7V137H5ZM9 138V137H8ZM39 138V137H38ZM127 138V137H126ZM132 138V137H131ZM137 138V137H136ZM158 139H159V136L157 137ZM172 138V137H171ZM237 138V139H236ZM244 141V142H242V143H239L240 141L239 140H241V139ZM263 138V137H262ZM10 139V138H9ZM36 139V140H35ZM68 139H69V137H68ZM139 139V138H138ZM169 138H167V140H168ZM228 139V138H227ZM227 139H226V141H227ZM239 139V140H238ZM246 139V140H247ZM1 140V139H0ZM3 140H5L4 138H3ZM40 140V139H39ZM132 140H133V138H132ZM136 140V139H135ZM174 140V139H173ZM210 140V139H209ZM12 141V143H13V140H11ZM31 141H32V143H31ZM35 141V142H34ZM161 141V140H160ZM238 141V142H237ZM248 141V140H247ZM260 141V140H259ZM264 141V140H263ZM2 142H4V141H2ZM8 142V141H7ZM16 142V141H15ZM34 142V143H33ZM127 142V141H126ZM169 142V141H168ZM210 142V141H209ZM212 142V141H211ZM210 142V143H211ZM214 142V141H213ZM221 142V141H220ZM228 142V141H227ZM235 142V143H234ZM255 142V141H254ZM257 142V141H256ZM71 143V142H70ZM132 143H133V141H132ZM224 143V142H223ZM238 143V144H237ZM249 143V142H248ZM8 144V143H7ZM15 144V143H14ZM44 144V143H43ZM150 144V143H149ZM215 144V143H214ZM234 144H236V145H234ZM18 145V146H19ZM33 145H34V147H33ZM140 145H141V143H140ZM143 145V144H142ZM145 145V144H144ZM148 145V144H147ZM217 145V144H216ZM234 145V146H233ZM257 145V144H256ZM16 146V148H17V145H15ZM19 146V147H20ZM30 146H32V148H30ZM209 146V145H208ZM229 146L231 147L232 146V148H229ZM260 146H261V144H260ZM28 147V148H27ZM46 147V146H45ZM145 147V146H144ZM219 147V146H218ZM222 147V148H223ZM264 147V146H263ZM38 148V149H39ZM214 149H215V151L214 150H212V152L210 151V150H208V151H210L211 153H216V147H213ZM225 148V147H224ZM38 149H37V151H38ZM49 149V148H48ZM130 149V148H129ZM141 149V148H140ZM229 149H232V150H229ZM262 149V148H261ZM15 150V149H14ZM43 150V149H42ZM128 150V149H127ZM144 150V149H143ZM148 150V149H147ZM220 150H222V149H220L219 148V150H217L218 151V154L217 155H219V151ZM226 150V149H225ZM224 149L221 151V152H224L225 151ZM249 150V149H248ZM9 151V150H8ZM33 151V150H32ZM60 151V150H59ZM159 151V150H158ZM214 151V152H213ZM235 151H233V152H235ZM247 151V150H246ZM259 151V150H258ZM7 152V151H6ZM5 152V153H6ZM15 152V151H14ZM31 152V150L29 151V153ZM36 152V151H35ZM62 152V151H61ZM69 152V151H68ZM149 152V151H148ZM147 152V153H148ZM210 152H208V153H210ZM249 152V151H248ZM263 152V151H262ZM10 153V152H9ZM32 153V152H31ZM126 153V152H125ZM134 153V152H133ZM132 153V154H133ZM159 153V152H158ZM168 153V152H167ZM207 153V152H206ZM208 153H207V156H208ZM210 153V155L212 156V154ZM242 153V152H241ZM258 153H260V152H258ZM264 153V152H263ZM7 154V153H6ZM56 154V153H55ZM71 154V153H70ZM69 154V155H70ZM123 153H121V155H122ZM128 154V153H127ZM130 154H131V152H130ZM132 154L130 155V158L132 157ZM139 154H141V153H139ZM145 153H143L142 155H144ZM257 154V153H256ZM262 154V153H261ZM67 155V154H66ZM148 155V154H147ZM151 155V154H150ZM160 155V154H159ZM237 155V154H236ZM235 155V156H236ZM62 156V155H61ZM129 156V155H128ZM145 156V155H144ZM169 156V155H168ZM206 156V155H205ZM206 156V157H207ZM210 156V157H211ZM0 157H2V156H0ZM5 157V156H4ZM3 157V158H4ZM24 157V156H23ZM60 157V156H59ZM67 157H69L68 155H67ZM138 157V156H137ZM151 157V156H150ZM161 157V156H160ZM164 157V156H163ZM205 157V159H207V165H209L208 164V158H206ZM247 157H248V155H247ZM262 157V156H261ZM264 157V156H263ZM70 158V157H69ZM133 158V157H132ZM164 158H166V157H164ZM201 158V157H200ZM216 159H218V158H220V157H218L217 158V156L215 157ZM214 158V159H215ZM224 158V157H223ZM232 158V157H231ZM55 159H57V158H55ZM58 159H60V158H58ZM141 159V158H140ZM147 159V158H146ZM149 159V158H148ZM163 159V158H162ZM171 159V158H170ZM196 159V158H195ZM205 159H203V161H206ZM212 160H214L213 159V157L211 158ZM261 159V158H260ZM64 160V159H63ZM62 160V161H63ZM69 160V159H68ZM122 160V159H121ZM158 160H159V158H158ZM210 160V159H209ZM226 160V159H225ZM258 160V159H257ZM65 161V160H64ZM147 161V160H146ZM145 161V162H146ZM157 161V160H156ZM165 161V160H164ZM171 161H172V159H171ZM170 161V162H171ZM193 161H194V159H192V163H193ZM196 161V160H195ZM194 161V162H195ZM201 161V162H200ZM199 161V163H198V160L196 161L198 164H200V165H202L204 162H202V159ZM215 161V160H214ZM219 161V160H218ZM223 161V160H222ZM57 162H58V160H57ZM159 162V161H158ZM157 162V164L159 165V163ZM170 162H168V163H170ZM195 162V164H197ZM250 162H251V160H250ZM254 162V161H253ZM151 163H152V161H151ZM173 163H174V161H173ZM190 163V162H189ZM205 163V164H206ZM209 163H210V161H209ZM211 163H212V161H211ZM216 163V162H215ZM257 163V162H256ZM63 164V163H62ZM69 164V163H68ZM166 164V163H165ZM194 164V165H195ZM214 164V163H213ZM217 164V163H216ZM263 164H264V161H263ZM64 165V164H63ZM66 165V164H65ZM64 165V166H65ZM147 165V164H146ZM168 165V164H167ZM173 165V164H172ZM191 166H193V164H190ZM212 165V164H211ZM215 165V164H214ZM222 165V164H221ZM220 165V167H223V166H221ZM224 165V164H223ZM260 166H262L261 164H259ZM61 166V165H60ZM160 166V165H159ZM173 166H176V165H173ZM241 166V165H240ZM249 166V165H248ZM251 166V165H250ZM118 167V166H117ZM157 167V166H156ZM168 167H169V165H168ZM167 167V168H168ZM200 167V166H199ZM203 167H205V165L203 166ZM203 167H200V168H202L203 169ZM212 167H213V165H212ZM215 167V166H214ZM214 167H213V169H214ZM241 167H243V166H241ZM240 167V169H242ZM153 168V167H152ZM207 168H210V170H209V172H206V173H204L203 171H204V169L202 170V172L204 173V174H202V173H200V174H202L201 175V177L203 178V179H201V180H204L206 183V187L208 186V188H207V190L208 189H210L211 191H209V192H213L214 190H217V186L215 185V183L217 182V184L220 182V183H222L223 184V180H222V178L220 179V177L218 176L219 175V173H217L218 172V170L216 171V173L215 174H212L210 171H212L213 172V170H211L212 168L209 166V167H207ZM218 168V167H217ZM216 168V169H217ZM226 168H227V166H226ZM258 168V170L260 169V167H257ZM264 168V167H263ZM1 170H2V168H0ZM149 169V168H148ZM160 169H161V167H160ZM159 169V170H160ZM172 169V168H171ZM206 169V168H205ZM247 169V168H246ZM254 169V168H253ZM253 169H252V171H253ZM262 169V168H261ZM260 169V170H261ZM153 170V169H152ZM158 170V171H159ZM201 170V169H200ZM264 170V169H263ZM263 170H262V174H263V176H264V173H263ZM161 171V170H160ZM176 171V170H175ZM198 171V170H197ZM206 171H208V170H206ZM215 171V170H214ZM241 171V170H240ZM249 171H251V170H249ZM251 171V172H252ZM256 171H257V169H256ZM255 171V172H256ZM1 172V171H0ZM120 172V171H119ZM200 172V171H199ZM228 172V171H227ZM254 172H252V174H253ZM15 174H16V172H15ZM15 174H14V176H15ZM260 174V173H259ZM18 175V174H17ZM20 175V174H19ZM30 175V174H29ZM29 175L27 176L28 177V179L30 180V178H29ZM171 175H173V174H171ZM220 175H222V177H223V174H220ZM258 175V174H257ZM196 176H197V174H196ZM200 176V175H199ZM227 176V175H226ZM24 177V179L22 180V178ZM26 177V178H27ZM198 177V176H197ZM15 178H17L18 179V181L20 180V182L22 181V184L20 183V184H18L19 182L17 181V179H16V183L18 184V185H16V183L14 184V185H16L15 187L14 186H12V188H14L13 190H11V189H5L4 187H5V184H4V187L2 186H0V196L2 197L3 195H5V196H9L10 195V193H11V195L13 196V195H18L19 196V193L20 192H22L23 194H25L26 192L24 191V189L22 190V187H21V185L24 187V185L23 184H25L24 182H28L27 180H26V178H25V176H21V178H20V176H19V178L18 177H15ZM14 178V179H15ZM70 178V177H69ZM224 178V177H223ZM256 178V177H255ZM259 178V177H258ZM261 178V177H260ZM263 179H264V177H262ZM121 179V178H120ZM198 179L200 180V177H198ZM13 180V179H12ZM11 180V181H12ZM200 180V181H201ZM218 180V181H217ZM260 180V179H259ZM14 181V180H13ZM24 181V182H23ZM119 181V180H118ZM204 181H203V183H204ZM30 182V181H29ZM121 182V181H120ZM202 182V181H201ZM8 183V182H7ZM14 183V182H13ZM200 183V182H199ZM224 183H225V181H224ZM2 183H0V185H1ZM2 184V185H3ZM11 184V183H10ZM13 185V184H12ZM221 185V184H220ZM226 185H228V184H225V185H223V186H225L226 187ZM10 186V185H9ZM8 185H7V187H9ZM77 186V185H76ZM219 186V185H218ZM221 187H222V185H221ZM230 188H231V192L233 193V188H234V186L233 187H231V186H229ZM236 187V186H235ZM10 188H11V186H10ZM220 189V188H219ZM223 189H224V187H223ZM222 189V190H223ZM226 189V188H225ZM26 190V189H25ZM8 191L10 192V191H12V192H10V193H8ZM25 193H24V192ZM225 191H227V189L225 190ZM216 192V191H215ZM215 192H214V195H212L211 194V196L213 197V196H215L216 194H215ZM219 192V191H218ZM222 192V191H221ZM228 192V191H227ZM8 193V194H7ZM22 193H20V196H23L22 195ZM240 193V192H239ZM224 194H226V193H224V190H223V195ZM228 194V193H227ZM10 195V196H11ZM209 195V194H208ZM232 196H233V194H231ZM17 196V197H18ZM19 196V197H20ZM217 196V195H216ZM221 196V195H220ZM218 196L217 198L216 197H214L213 199H215L216 198V202H217V204L219 205V210H217L218 211V213H219V211H221V210H226V208L225 207H229V204L231 203V197H229V195H228V197L225 195V196ZM0 197V198H1ZM4 197V196H3ZM2 197V198H3ZM15 197V196H14ZM234 197V196H233ZM6 198V197H5ZM14 199H16V197L14 198ZM209 199V198H208ZM212 199V198H211ZM235 199V198H234ZM3 200V199H2ZM2 200H0V201H2ZM19 200V199H18ZM233 200V199H232ZM215 201H213V204H214V202ZM15 202H19V201H17V199L15 200ZM238 202H240V201H238ZM120 204H123V203H121L120 202ZM212 204V205H213ZM243 204V203H242ZM121 206H124V204L123 205H121ZM214 206V205H213ZM212 207V206H211ZM239 207V206H238ZM119 208L121 209V207L119 206ZM123 208V207H122ZM124 208L125 209H121L120 211V215H121V221L123 222V225H125V226H128V214H126V212L128 213V211L126 210V207L124 206ZM214 209H215V207H213ZM225 208V209H224ZM244 208V207H243ZM213 210V209H212ZM228 210V209H227ZM231 209H230V207H229V211H230ZM236 210H238V211H240L241 213H242V211H241V209H239V208H237ZM125 211V212H124ZM210 212H211V210H210ZM216 213V211L214 210V211H212V213H213V215H215V213ZM223 212V211H222ZM222 212H220V213H222ZM231 212V211H230ZM237 211H235V213H236ZM212 213H211V215H212ZM218 213H216V214H218ZM219 213V216H221V214ZM229 213V212H228ZM238 213V212H237ZM236 213V214H237ZM241 213H239L238 214V218H239V222H241L242 221V219H243V216L241 217ZM223 214V213H222ZM226 214V212H224V214L222 215V218L218 221H216V220H214L215 218H212V219H209V213H208V218L207 219H209L208 220V229H206V230H208V234H207V238H209V236H211V235H213V234H216L217 236L218 235H220L219 237H217L216 235H213V236H211L210 238H214L215 237V239L216 240H219V245H216V244H214V245H216V248H214V249H216V250H213V251H215V253L213 252V253H211V257H208V259H206V257L204 258V257H202V255H201V257L202 258H204V259H206V260H202V258H199L200 256H198L197 258L199 259L198 261H197V264H224V263H226V261H227V258L226 257H228V246H229V243L227 244V242L229 241H227V237H226V235H227V233L228 234H230L231 235V233H229L228 232V228H229V226L228 225H230V224H228V217H227V221H226V219H225V217L226 216H224ZM230 214V213H229ZM210 215V216H211ZM227 215V214H226ZM218 215L217 216H214V217H219ZM212 217V216H211ZM206 223V224H207ZM229 223H230V220H229ZM243 223V222H242ZM237 226H236V228H238L239 230H240V228L239 227H241V223L239 224H236ZM238 225H240L239 227H238ZM70 227V226H69ZM72 227V226H71ZM68 229V228H67ZM70 229H72V228H70ZM233 233V232H232ZM209 234H211V235H209ZM235 234V233H234ZM239 235V236H238ZM235 236H236V234H235ZM119 237H121V235L119 234V236H116V239H117V241H118V238ZM242 236L240 235V234H237V239H239V240H241L242 238H241ZM232 238V237H231ZM112 239H113V241H116V240H114V237H112ZM112 239H110V242H109V244H107V245H109V246H107V248L110 250V251H113L114 253H117V252H123V251H126V253H123V254H121L120 255V258H125L126 260H130L131 259V253H130V243L129 242H126V240H124V238H122L121 237V240H123L122 241V243H121V246H116L114 243H113V241H111ZM234 239V238H233ZM237 239L235 240L236 242H238L237 241ZM119 240H120V238H119ZM211 240V239H210ZM213 240V239H212ZM45 241V240H44ZM242 242H244V243H247L248 244V241H247V239L245 240L244 238H243V240H241ZM240 241V242H241ZM247 241V242H246ZM218 242V241H217ZM242 242H241V246H242ZM239 243V242H238ZM247 244H245L246 246H249V247H251L249 244L247 245ZM228 245V246H227ZM244 245V247H242V248H246V246ZM253 246V245H252ZM249 247H247V248H249ZM246 248V249H247ZM250 249V248H249ZM262 249V248H261ZM264 249V248H263ZM74 250V249H73ZM257 250V249H256ZM251 251V250H250ZM253 251V250H252ZM255 251V250H254ZM261 251H263V250H261ZM260 251V252H261ZM70 252H71V256H72V253H74V254H76L74 251H71V249H70ZM227 252V253H226ZM259 252V251H258ZM102 253H105V252H102ZM256 253H257V251H256ZM78 254V253H77ZM77 254H76V256L74 257V255L72 256V257H74V259L76 258V260H78L79 259V261H77L78 263L80 262V259L81 260H83L82 258H79V257H77ZM255 254V253H254ZM262 254V253H261ZM104 255V254H103ZM164 255V254H163ZM208 255V254H207ZM257 255V254H256ZM260 255V254H259ZM263 255V254H262ZM79 256V255H78ZM114 256H115V254H114ZM206 256V255H205ZM261 256V255H260ZM116 257L118 258L119 256L116 254ZM258 257L259 256H257V259H258ZM84 258V257H83ZM119 258V259H120ZM211 258V259H210ZM225 258H226V260H225ZM260 258V257H259ZM101 259H103V257H101ZM104 259H105V257H104ZM103 259V260H104ZM106 259H107V257H106ZM201 259V260H200ZM221 261H220V260ZM131 260H134V258H132ZM209 260V262H207ZM224 260V261H223ZM259 260V259H258ZM223 261V262H222ZM260 261L261 262H263L261 259H260ZM214 262V263H213ZM112 262L110 261V264H111ZM114 263V262H113ZM112 263V264H113ZM228 264V263H227Z\"/></svg>",
  "mask_w": 264,
  "mask_h": 264
}]
</instances>
